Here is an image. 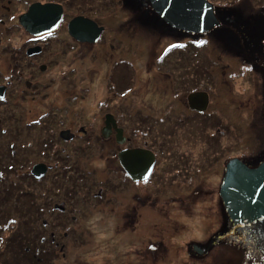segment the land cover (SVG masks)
Wrapping results in <instances>:
<instances>
[{"label":"rangeland","instance_id":"374dc122","mask_svg":"<svg viewBox=\"0 0 264 264\" xmlns=\"http://www.w3.org/2000/svg\"><path fill=\"white\" fill-rule=\"evenodd\" d=\"M107 11L115 14L116 4L114 10ZM93 12L96 9L88 12L92 19L106 25L107 30L103 36L106 39L120 37L121 41L120 34H112L119 27L117 18L110 15L108 19L105 15ZM155 21L160 20L156 17ZM150 25L155 32V39H152L153 51L157 47L156 51L164 52L166 43L172 40L169 39L171 35H166L170 33L162 28L161 23ZM218 30L232 32L226 27L213 29L200 38L178 34L181 42L178 52L196 53L200 65L204 60V77L210 78L211 75H207L205 70L211 71L217 66L218 72L227 69L228 74L223 76V80L229 82L223 83L214 95L220 98V102L212 104L208 112L199 113L192 120L175 124L166 134L156 132L144 138L145 143L162 156L159 168L156 169V178H159L160 172L162 174L159 181L154 178L148 185L149 194L140 199L141 203L149 201L150 204L147 211L151 214L149 219L152 226L149 229L142 227L140 223L134 232L130 231L133 230L130 221L133 220L134 223L136 218V211L133 209L136 203L132 201L135 199V196L132 197L133 188L125 184L126 180L114 191L115 199L110 197L112 190L105 182L108 179L117 182L121 176L109 171L107 165L114 169L113 158L93 156L88 162L90 156L83 155L80 160L84 167H69L79 160L80 149L73 141L64 142L54 135L58 126L69 125V122L67 119H60L64 113H43L46 110L43 102L48 101L47 98L37 97L34 101L23 102L26 112L32 110L27 117L25 115V120L20 115V103L14 105L18 108H11L10 111L12 113L14 110L12 117L15 121L7 120L8 108L3 105L4 101L0 102V119L5 118L4 122L0 120V264H42V255H38L41 247L37 245L32 251H27V246L23 250L24 244L19 239L23 235L30 237L32 233L36 234L35 243L46 242L47 250L55 248L53 260L46 264H105L103 252L108 258L114 256L115 260L109 264H136L133 252L144 251L148 245L153 247L154 244H148L149 239H153L155 245L163 241L161 245L168 249L161 264H192L194 259L204 261L203 264H248L246 250L260 246L261 239H264V224L258 223L262 226L257 227L255 233L251 232V228L247 232L243 228L242 232L235 228L232 232V224H228L218 188L223 181L224 164L228 158L237 157L250 166H256L264 159V116L260 112L256 97L248 99L253 96V83L255 96L259 98L262 95L263 104L264 75L261 74L264 71V56L258 57L256 54L251 71H247L245 75L240 73L237 63L229 59L234 52L222 54L224 49L228 50L230 40H225L220 35L214 37ZM261 30L262 24H254L252 42L257 43L255 34ZM157 33L162 35V39L157 37ZM255 53L262 54L264 50L257 47ZM251 60L244 64H251ZM218 63L220 64L217 65ZM228 64L232 66L230 69ZM140 69H133L129 73L126 63L120 65L115 77L119 80L117 90L121 95L132 96V89L138 86L136 76ZM233 72L235 74L230 75ZM232 86L236 94H232ZM49 91L51 92V88ZM145 92L150 97L154 96L150 89ZM76 93L73 99L78 101L77 104L73 103L74 106L77 105L74 108L91 115L92 110L86 111L85 107L78 106L84 98L78 97L81 92ZM36 103L38 105L32 108ZM154 128L155 131L160 130L161 126L154 125ZM82 143L79 142L80 145ZM177 150L192 151L184 156L178 155ZM169 152L175 154L173 159H170ZM213 161L215 162L211 165ZM38 162L51 166L45 178L40 181L30 174V169ZM219 165L220 173H205L210 170V166ZM136 186L143 187V192L146 184ZM107 197H110L112 203L106 204ZM193 200L197 202L191 203ZM143 207L146 205L141 204L138 210L139 219L145 211ZM61 209L65 212H61ZM102 210L113 215L102 217ZM176 214L179 215L180 222L178 220L175 224L179 222L183 225L174 231V224L170 228L167 220L174 219ZM121 215L128 218L127 225L120 220ZM52 218H56L57 228L56 233L51 236L49 225L43 222ZM191 220H194L196 226ZM220 224L226 230L221 231ZM52 237H56L55 241ZM245 240L249 243L248 246ZM56 243H59L62 252L58 251ZM192 245L199 247V252L204 250L206 257L204 253L198 259L195 258L196 255L188 256V263L186 256L189 251L185 249ZM155 249L157 254L166 253L160 246ZM259 255L262 257L263 252ZM28 258L30 262H26ZM156 260L162 261L159 258ZM138 261L142 264L140 258Z\"/></svg>","mask_w":264,"mask_h":264},{"label":"flooded vegetation","instance_id":"af4514ba","mask_svg":"<svg viewBox=\"0 0 264 264\" xmlns=\"http://www.w3.org/2000/svg\"><path fill=\"white\" fill-rule=\"evenodd\" d=\"M208 1L212 3L215 16L220 23L211 30L226 27L232 30V32L218 30L215 33L214 37L220 35L222 38L225 37V40H230L228 50L224 49L222 54L226 55L231 51L236 53V55L233 53L229 59L237 63L239 72L244 74L251 71L254 56L256 54H258V57L264 56V53H255L257 47L264 50V0ZM34 3H51L61 6V19L54 30L35 35L24 28L20 21L21 15L27 13L29 7ZM115 4V14L117 15L114 17L115 14H109L107 10H114ZM98 6L99 8H97ZM92 9H96V12L93 13L105 15L108 19L110 15L117 18L119 27L112 31V34H120L122 36L121 41H119L120 37H117V40L113 38L114 36L111 39H106L103 36V33L107 30L106 25L92 19L88 13ZM77 17L93 21L96 24L95 29L102 28L95 40H78L77 37L69 33L68 25L70 21ZM154 17H157L160 21H155ZM83 22L85 21L79 19V23ZM159 22L162 28L170 33L166 34L167 36L171 35L169 39H172L166 43L164 52L156 51L157 47L153 51L154 42L152 39H155V32L151 30L150 24L159 25ZM254 24H262V30L255 34L257 43L252 42V35L254 34L251 33L254 31ZM73 28L76 31L78 29L77 25ZM206 33H189L172 28L159 18L149 0H91L90 2H84L83 0H0V102L4 101L3 105L7 106L6 114L9 116L14 114V110L11 113L10 109L18 108L14 105L20 103L19 108L22 111L20 115L25 120V115L27 117L28 114L32 113V110L26 112L23 102L34 101L37 97L39 99L47 98L48 101L43 102L45 103L43 108L46 109L43 113L47 114L50 111L64 113V116L60 119H67L69 122V125L58 126L54 135L64 142L73 141L75 146L80 149L79 160L73 162L69 167H84L83 161L80 160L83 155L90 156L88 162L93 156L113 158L112 165L114 169L107 165L109 171H113L122 177L120 176L117 182L110 179L104 180L111 187L112 192L110 193L112 195L110 197L115 199L114 191L119 188L118 185L123 184V181L126 180L128 183L124 181L125 184L131 185V188H133L132 197L135 196V199H132V201L136 203L133 207L136 211L134 212L136 217L134 223L133 220H129L130 224H133V230L130 231L134 232L136 226L140 223L142 227L149 229L152 226L149 219L151 214L147 211L150 204L149 201L141 203L140 199L149 194L150 188L148 185L156 178V169L159 168L158 164L162 161V156L150 148L145 143L144 138H148L147 136L156 134V132L166 134L174 128L175 124L189 119L192 120L199 113L208 112L212 104L220 102V98L214 95L223 86V83L228 84L229 82L223 80V76L225 77L228 74L227 69L218 72V67L215 65L216 69L205 70L207 75L211 73L210 78L208 76L204 77L202 75V73L204 74V60L201 61L202 65H200L196 53L178 52L181 48L178 34H189L200 38ZM75 34L82 38L90 36L94 38L92 30H86L84 27ZM160 35L157 33V37L162 39V35ZM247 46H252V48H247ZM200 58L202 57L200 56ZM249 59H252L251 64H244ZM123 63L127 64L129 73L133 69L136 71V68H141L136 76L138 86L132 89V96L121 95L117 90L119 89V80H117L115 74ZM129 65L131 66L130 69ZM231 67V64H228V69ZM43 75H46V77H42ZM261 75H264V71ZM254 86L255 84L252 83L253 96L248 99L251 100L256 97L262 113V95L259 98L255 96ZM48 87L51 88V92ZM146 89H150L155 98L153 95L151 97L146 95ZM230 90L232 94H236L233 86ZM76 92H81L78 97L82 96L84 98L78 106L85 107L86 111L92 110L91 115L83 114L81 110L74 108L77 105L74 106L73 103L76 102L77 104L78 101L73 99L77 94ZM90 92L93 93L90 94ZM102 92L104 93L103 96L101 95ZM195 92H205L207 94V106L201 112L192 110L189 107L188 95ZM238 98L241 99L240 95H238ZM13 99L16 101H12ZM37 105L38 103L32 108ZM140 124L142 127H140ZM154 125H160L161 129L155 131ZM79 142L83 143L80 145ZM134 149L150 150L155 158L153 171L148 179L144 181H132L126 175L118 159L120 151ZM191 151L177 150V153L178 155L187 156L191 154ZM173 155L175 154L169 152L170 159H173ZM198 157L200 156L198 155ZM227 161L224 164L223 177ZM38 163L47 166L46 175L51 166L45 162ZM200 166L204 168L202 164ZM219 168L220 165L218 167L210 166V170L205 171V173H210L209 171L220 173ZM45 175L36 180L44 179ZM161 175L160 172L159 178H156L158 181ZM144 184H146V187L142 192L143 187H137L136 185L143 186ZM110 197L106 198V204L108 202L112 203ZM195 202L197 201L193 200L191 203ZM141 204L146 205V207H143L145 211L139 219L138 210ZM61 212L65 211L61 209ZM101 214L102 217L113 215L104 210ZM123 215L120 216V220L126 222L127 225L128 218ZM178 217L179 215L176 214L174 219L169 218L167 220V225L170 228L174 224L172 227L174 231L178 226L181 228L183 225V223L180 225ZM37 219L40 221L39 216ZM178 220L179 222L175 224ZM190 222L195 224L194 220ZM228 222L230 225L231 220L229 217ZM43 223L49 225L50 230H47L51 232V236L56 233V218L46 220ZM258 223L264 224V218L246 225H235L231 222L232 232L235 228H239L241 232L242 228L246 232L251 228V232L254 231L255 233L256 228L262 226ZM222 226L223 224H220L219 229L221 231L226 230ZM126 230L128 231V229ZM35 236L36 234L32 233L30 237L24 235L19 237L24 244L23 249L29 246V249L26 248V250H31L37 244L41 247L39 255H42V264L52 261L55 248L51 247L50 250H47V247H43L41 243H35ZM242 236L244 235L242 234ZM52 238L55 241L56 237ZM147 242L151 245L154 244L153 247L148 245L144 251H134L133 259L137 260L135 263L139 264L138 259L140 258L142 264H161L167 254V247L161 245L163 241H159L157 245H155L153 239H149ZM246 243L248 246L249 243L247 241ZM56 245L58 251L62 252L59 243H56ZM156 246L164 248L165 255L157 254ZM185 250L189 251L186 256L188 263V256L196 255L195 258L198 259L204 253L206 257L205 251L199 252V247L195 245ZM261 252H263L262 257L259 255ZM156 255L159 257H156ZM25 257L27 258V256ZM103 257L105 264L115 260L114 256L108 258L105 252H103ZM156 258L162 261L158 262ZM246 259L248 264H264L263 238L260 241V246L255 247L253 250L247 248ZM197 263L203 264L204 261L195 259L192 261V264Z\"/></svg>","mask_w":264,"mask_h":264},{"label":"water","instance_id":"95a60500","mask_svg":"<svg viewBox=\"0 0 264 264\" xmlns=\"http://www.w3.org/2000/svg\"><path fill=\"white\" fill-rule=\"evenodd\" d=\"M155 13L174 29L189 33H205L219 22L214 15L213 6L207 0H149ZM61 6L57 4L34 3L20 21L31 34H42L54 30L61 19ZM79 19L85 22L79 23ZM88 21V22H87ZM82 27L92 30L93 37L76 36ZM95 23L89 19L77 17L68 25L69 33L78 40L93 41L99 36L102 28L95 29ZM92 38V39H91ZM208 102L205 92L188 95L189 107L201 112ZM120 165L133 181H142L149 177L153 170L154 155L150 150H122L118 153ZM45 164H35L31 173L39 178L46 172ZM219 195L225 211L234 224H249L264 218V160L256 167L249 168L237 158L230 159Z\"/></svg>","mask_w":264,"mask_h":264},{"label":"trees","instance_id":"16d2710c","mask_svg":"<svg viewBox=\"0 0 264 264\" xmlns=\"http://www.w3.org/2000/svg\"><path fill=\"white\" fill-rule=\"evenodd\" d=\"M12 119H13L12 115H11V116L7 115V120H8V121H15V120H12ZM0 120L4 122L5 118H4V117H1ZM25 194H26V193H25ZM27 194H28V193H27ZM41 245H42L43 247H45V248L47 247L46 242H45V243H44V242H41Z\"/></svg>","mask_w":264,"mask_h":264}]
</instances>
